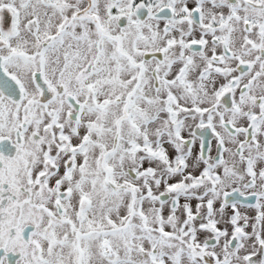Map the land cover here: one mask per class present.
<instances>
[{
  "label": "snow or ice",
  "instance_id": "snow-or-ice-1",
  "mask_svg": "<svg viewBox=\"0 0 264 264\" xmlns=\"http://www.w3.org/2000/svg\"><path fill=\"white\" fill-rule=\"evenodd\" d=\"M0 264H264V0H0Z\"/></svg>",
  "mask_w": 264,
  "mask_h": 264
}]
</instances>
